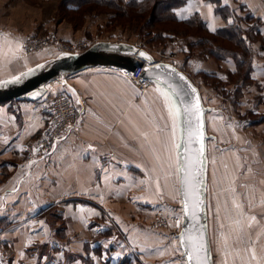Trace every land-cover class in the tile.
<instances>
[{
    "label": "rangeland",
    "instance_id": "obj_1",
    "mask_svg": "<svg viewBox=\"0 0 264 264\" xmlns=\"http://www.w3.org/2000/svg\"><path fill=\"white\" fill-rule=\"evenodd\" d=\"M60 1L0 0V78L14 75L31 65L26 60L29 56L33 57L41 52L47 55L49 50L55 52L58 48L27 53L23 47L27 36L45 35L51 32L62 41L104 39L131 42L145 47L161 60H169L171 56L180 59L183 62L182 67L202 83L203 98L206 104L214 108L207 116L208 130L214 135L208 143L207 192L214 262L215 264H264V118H261L264 115V18L262 15L238 0H232V4H227L237 16L251 13L260 20L259 33L255 30L253 33L255 39L250 41L252 49L250 80L235 84L231 81L232 72L236 70V62L233 58L228 57L218 61L200 51L188 56L187 38L152 40V34L148 33L149 29L144 31L137 23L120 24L121 21H111L114 15L108 12L91 11L84 14L83 18L79 13L70 12L72 10L67 8L62 12ZM222 3L225 4L224 0ZM220 17L222 18L221 15ZM78 18L82 20L80 23L77 21ZM223 21L222 26H225L228 22L224 19ZM229 21H233V18ZM252 23L254 22L247 20L242 22L244 27ZM66 31L71 32L72 38L64 37ZM204 72L209 73V77H204L202 74ZM122 78L129 79L126 75ZM43 103L44 100H41L38 104L43 107ZM78 122L81 128L79 119ZM161 123L160 128L155 125L153 135L147 132L146 127L145 151L124 152L130 163H138L141 167L133 169L137 180L127 185L128 188L123 185L119 200L112 202L122 203L120 204L122 212L125 213V209L130 210L131 218L124 220L125 222L119 220L123 230H117L118 226L110 216L106 219L112 224L105 234L115 237L114 243H119L120 254L125 251L126 255L136 258L134 264H173V261L175 264H182L178 235L176 236L173 230L175 227L173 217L177 214L179 204L175 177L172 174L174 156L168 140V125L164 121ZM45 127L46 123L41 134L34 136L31 142L25 144L26 152L22 162L29 147H36L40 141ZM80 128L75 131H79ZM148 135L151 137L149 138ZM141 148L142 145L139 149ZM32 165L33 160L26 170H20L29 171ZM130 192L133 193L134 199H138L137 205L135 204L136 210L130 205L129 207L125 205L126 195ZM129 203L132 205L130 198ZM125 241L132 248L129 246L124 248ZM137 253L138 256L143 257L144 262L137 257Z\"/></svg>",
    "mask_w": 264,
    "mask_h": 264
},
{
    "label": "crops",
    "instance_id": "obj_2",
    "mask_svg": "<svg viewBox=\"0 0 264 264\" xmlns=\"http://www.w3.org/2000/svg\"><path fill=\"white\" fill-rule=\"evenodd\" d=\"M238 1L264 18V0ZM215 6L211 0H188L178 14L185 18L199 11L215 30L224 25ZM64 34L72 38L71 32ZM53 52L26 60L32 65ZM123 75L129 77L128 71L101 67L67 78L66 88L80 104L81 128L60 141L50 156L33 160L29 171L19 166L25 144L44 128V111L39 101L0 103V264H112L126 259L134 264L136 258L125 251L120 254L115 237L105 234L112 224L106 219L110 216L117 230H123L120 223L131 218L130 210L122 212V203L112 202L119 200L123 185L128 188L137 180L133 169L141 167L130 163L124 152L145 151L146 127L153 135L162 121L168 125L179 208L177 141L170 109L157 86L141 93ZM126 196L125 205L136 210L138 199L132 192ZM124 245L129 246L126 241Z\"/></svg>",
    "mask_w": 264,
    "mask_h": 264
},
{
    "label": "water",
    "instance_id": "obj_3",
    "mask_svg": "<svg viewBox=\"0 0 264 264\" xmlns=\"http://www.w3.org/2000/svg\"><path fill=\"white\" fill-rule=\"evenodd\" d=\"M140 53L145 55L141 56ZM139 66L144 67L142 75L160 89L170 109L177 144L183 145L182 148L177 149V165L182 160L185 163L189 159L198 161L192 168L195 176V201L197 203L193 211L191 208L193 199L189 198L187 216L182 211L184 199H182L181 192V180L186 170L178 173V192L182 213V225L178 237L181 233H185L186 238L187 236L193 238L199 246L196 254H198L200 264H215L207 201L208 143L209 139L214 137L208 130L207 116L208 112L214 108L206 104L200 87L191 76L174 62L161 60L145 47L126 41L96 40L86 49L77 52L57 49L49 58L29 65L14 75L0 78V103L11 100L41 101L56 83L58 87L72 96L66 88L67 78L70 75L90 68L111 67L131 71ZM74 101L78 107L80 105L78 100L74 99ZM197 101L200 108L198 112L195 110ZM189 106L192 107L194 116L186 111ZM193 130L197 135L194 145L189 141V132ZM201 134L202 139L199 138ZM201 148L203 152L197 156V149ZM178 241L181 251H184L181 241L179 239Z\"/></svg>",
    "mask_w": 264,
    "mask_h": 264
},
{
    "label": "trees",
    "instance_id": "obj_4",
    "mask_svg": "<svg viewBox=\"0 0 264 264\" xmlns=\"http://www.w3.org/2000/svg\"><path fill=\"white\" fill-rule=\"evenodd\" d=\"M188 0H61L62 12L64 8L79 13L80 17L94 11L108 12L114 15L111 21L137 23L142 30L152 34V40L163 41L183 37L188 39L186 50L192 55L200 51L222 61L228 57L236 62V70L232 72L231 81L235 84L250 80L252 70V49L250 41L255 39L253 33L259 30L260 20L255 15L237 16L235 11L222 0H211L215 3L216 12L228 23L225 26L211 30L207 22L197 11L182 18L178 9ZM66 10V9H65ZM64 10V11H65ZM84 18V17H83ZM233 18V21H229ZM254 23L244 27L242 22ZM78 23L82 20L77 19ZM259 33V31H258ZM186 62V59H185ZM209 77V73H202ZM212 76H214L212 74ZM12 101V100H11ZM8 102V101H6ZM5 103V102H3ZM264 118V115L261 117ZM112 264H133L128 259Z\"/></svg>",
    "mask_w": 264,
    "mask_h": 264
},
{
    "label": "built area",
    "instance_id": "obj_5",
    "mask_svg": "<svg viewBox=\"0 0 264 264\" xmlns=\"http://www.w3.org/2000/svg\"><path fill=\"white\" fill-rule=\"evenodd\" d=\"M96 40L76 39L62 41L57 38L53 32H51L45 35L27 36L24 39L23 47L27 53H33L46 48H58V50L77 52L86 49ZM168 61L174 62L177 66L189 74L182 67L181 63L183 62H181L180 59L175 58V56H171ZM143 69V66H139L134 70L128 71L130 79L134 82L140 92H145L150 87L155 85L151 80L142 75ZM191 78L201 89L202 83L197 81L192 76ZM43 100V120L46 123V127L36 147H29L26 158L19 167L21 170H26L32 160L51 155L60 141L66 139L70 133L80 128L77 119L78 107L69 93L57 86H53ZM173 219L175 220V227L173 230L177 236L182 225V213L180 206Z\"/></svg>",
    "mask_w": 264,
    "mask_h": 264
},
{
    "label": "snow or ice",
    "instance_id": "obj_6",
    "mask_svg": "<svg viewBox=\"0 0 264 264\" xmlns=\"http://www.w3.org/2000/svg\"><path fill=\"white\" fill-rule=\"evenodd\" d=\"M141 56L145 55L144 53H140ZM157 67H161L160 65H156ZM183 79V78H182ZM193 92H195V89H193ZM195 110L198 112L200 111L199 103L197 101V104L195 106ZM187 112H189L191 115H195L194 112H192V107L189 106V108L186 109ZM198 119V118H197ZM202 139V134L199 137ZM197 140L196 131H190L189 132V141L191 144H195ZM177 149H180L183 147L181 144L176 145ZM203 152V149H197L196 155L199 156L200 153ZM198 161H192L189 159L186 163L182 160L180 164L178 165L177 172H181L182 170H186V174L183 176L181 180V192H182V199H184V207L182 211L187 216V213L189 212V198L193 199V203L191 205L192 210H195L196 207V201H195V193H196V187H195V176L192 172V168L194 166V163H197ZM178 239L181 241V247L184 248V251L181 252V260L182 264H200L198 254H196V249L199 247L193 240L191 236H187L185 233H181L178 237ZM179 250V249H177ZM173 264L175 262L173 261Z\"/></svg>",
    "mask_w": 264,
    "mask_h": 264
}]
</instances>
